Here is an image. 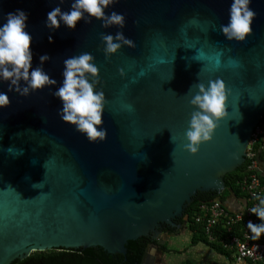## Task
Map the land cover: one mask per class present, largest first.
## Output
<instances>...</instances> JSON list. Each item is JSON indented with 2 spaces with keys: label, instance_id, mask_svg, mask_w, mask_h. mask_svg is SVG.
<instances>
[{
  "label": "water",
  "instance_id": "95a60500",
  "mask_svg": "<svg viewBox=\"0 0 264 264\" xmlns=\"http://www.w3.org/2000/svg\"><path fill=\"white\" fill-rule=\"evenodd\" d=\"M58 3L0 0V24L17 9L28 14L33 67L47 54L43 67L57 87L64 59L83 52L95 57L107 137L89 142L62 122L55 88L22 97L0 82L10 100L0 109V264L53 249L101 247L125 255L129 241L161 238L163 225L180 228L176 220L199 192L225 190V176L245 162L264 115V0H252V32L239 43L220 33L231 0H118L106 11L124 14L123 29L93 19L75 30L61 25L50 31L44 22ZM118 30L135 47L106 59L100 35ZM221 50L219 69L207 58L194 59L198 51L207 57ZM229 59L237 65L229 66ZM217 78L230 93L228 115L212 140L190 155L183 149L194 111L189 101L197 83ZM148 257L145 250L139 264Z\"/></svg>",
  "mask_w": 264,
  "mask_h": 264
},
{
  "label": "clouds",
  "instance_id": "9594fccd",
  "mask_svg": "<svg viewBox=\"0 0 264 264\" xmlns=\"http://www.w3.org/2000/svg\"><path fill=\"white\" fill-rule=\"evenodd\" d=\"M117 2L118 0H71L69 8L62 10L60 4L63 0H59L57 6L47 13L44 24L50 31L59 29L61 25L75 30L78 22L91 23L95 19L101 22V27L118 26V29H123L124 14L114 10L110 13L106 11ZM251 3L252 0H231L227 23L220 25V33L227 41L244 42L252 32V24L257 13L250 7ZM27 20L28 14L17 9L15 12L7 13L4 22L0 24V82H6L8 91H15L22 97L46 87L55 88L51 94L60 101L61 107L57 110V115L61 121L74 126V130L89 142L104 141L107 129L102 126V117L107 100L103 89L99 87L101 81L95 57L91 53L83 52L64 59L62 81L57 87V80L43 67L50 59L47 54L40 55L39 64L33 67V53L30 47L32 36L26 30ZM100 40L106 59L116 54L123 46L135 47V42L119 30L115 35L101 33ZM224 51H217L207 57L203 51H198L194 59L207 58L216 70L221 67V56ZM227 64L236 66L237 62L229 59ZM120 72L123 75L122 69ZM196 87L198 91L189 101L194 111L184 132L186 143L183 149L190 155H196L202 144L212 140L218 122L228 115L225 106L230 94L225 83L219 78L210 79L207 86L197 83ZM9 104L7 92L0 91V109ZM126 107L131 111V105ZM7 151L16 154V150L12 148ZM257 199L259 205L251 208L250 213L260 222L253 223L251 220L247 222L253 239L264 234V198Z\"/></svg>",
  "mask_w": 264,
  "mask_h": 264
},
{
  "label": "built area",
  "instance_id": "2783aa9c",
  "mask_svg": "<svg viewBox=\"0 0 264 264\" xmlns=\"http://www.w3.org/2000/svg\"><path fill=\"white\" fill-rule=\"evenodd\" d=\"M244 174L238 185L246 198L243 210L231 211L219 200L203 202L195 221L203 226L210 242L217 238V226L225 229L220 244L232 253L228 264H241L249 261L252 264H264V234L253 239V234L247 228V222L259 223L257 217L250 213V209L257 207V197L264 198V115L256 125L249 146L247 147Z\"/></svg>",
  "mask_w": 264,
  "mask_h": 264
},
{
  "label": "trees",
  "instance_id": "16d2710c",
  "mask_svg": "<svg viewBox=\"0 0 264 264\" xmlns=\"http://www.w3.org/2000/svg\"><path fill=\"white\" fill-rule=\"evenodd\" d=\"M246 164L247 162H244L237 170L228 173L225 176L226 188L221 194L213 191L199 192L195 196L191 205L186 209L182 219L187 224L188 229L192 232L191 245L202 242L215 249L218 253L225 255L230 260H233L232 253L227 251L220 244V239L223 235L227 236V233L221 224L216 228V231H218L216 240L210 242L204 232L203 226L195 221V217L199 214L200 205L203 202L209 203L213 200H219L226 207V199L230 193H242L238 181L244 174ZM166 230L170 232L172 231V228L167 227ZM147 243L148 241L146 237H140L137 240L129 241L127 244V253L125 255L119 253L110 254L101 247H89L77 250L53 249L42 252L37 251L33 252L23 260H16L12 264H139L145 252ZM163 247L166 250V244L163 245ZM182 264L196 263L187 260Z\"/></svg>",
  "mask_w": 264,
  "mask_h": 264
},
{
  "label": "crops",
  "instance_id": "0c3cea01",
  "mask_svg": "<svg viewBox=\"0 0 264 264\" xmlns=\"http://www.w3.org/2000/svg\"><path fill=\"white\" fill-rule=\"evenodd\" d=\"M226 204L229 205V210H231V211L243 210L246 206V199L242 193L241 194L230 193L226 199ZM182 227H186L188 229L187 224L185 222H184V225L182 223V226L180 228H182ZM180 228H177V229H180ZM173 231H175V230H173ZM173 231H170L169 235L174 236ZM191 236H192V232H191ZM200 243H198V244H200V246H198L199 249L198 250L194 249V251H192V253H191L192 258H186V259H184L183 262H185L187 260L194 261L196 264H228L229 262H231V260L228 257L218 253L212 247H210V246H208L202 242H200ZM198 244H195V245H198ZM202 244L206 245L207 248H210V250L202 247ZM195 245H191V247L195 246ZM188 249H189V246H187L183 250L186 251ZM174 250H175L174 252H181L182 249H180L178 246H176L174 248ZM167 252H169V251H167ZM212 255H215V257H213ZM182 263H180V264H182ZM165 264H169L167 260H166ZM171 264H173V263L171 262ZM176 264H178V262ZM241 264H252V263H250L249 261H243Z\"/></svg>",
  "mask_w": 264,
  "mask_h": 264
},
{
  "label": "rangeland",
  "instance_id": "374dc122",
  "mask_svg": "<svg viewBox=\"0 0 264 264\" xmlns=\"http://www.w3.org/2000/svg\"><path fill=\"white\" fill-rule=\"evenodd\" d=\"M225 205H226V207L229 208L228 204H225ZM182 223L184 225V220L182 221ZM173 232H174V236L164 235V240L162 241V243L166 244V250L169 252H167L166 254H163L161 251L163 249H161L158 251V254H157V260L159 262H162L163 264L166 263V260L168 261L169 264H171V262L173 264H176L177 262H178V264H180L184 261V259L192 258V256H191L192 251H194V249L198 250L199 249L198 246H200V244H201L200 243L198 245L191 247L192 236H191L190 230H188L186 227H182L179 230H175ZM203 245L204 244H202V247L210 250V248H207L206 245H204V246ZM176 246H178L180 249H182L181 252H174L175 251L174 248ZM187 246H189V249L184 251L183 249L186 248ZM163 252H164V250H163ZM212 256L215 257V255H212Z\"/></svg>",
  "mask_w": 264,
  "mask_h": 264
},
{
  "label": "flooded vegetation",
  "instance_id": "af4514ba",
  "mask_svg": "<svg viewBox=\"0 0 264 264\" xmlns=\"http://www.w3.org/2000/svg\"><path fill=\"white\" fill-rule=\"evenodd\" d=\"M177 222H182L183 219L180 218L178 220H176ZM167 227H170L168 225H163L161 227V231H162V237L161 238H153L152 235L150 236H145L147 238V246H146V249L145 250H148V254H149V257H148V264H163L162 262H159L157 260V254H158V251L161 250L163 254H166L167 253V250L164 249L163 245H165L164 243H162V241L164 240V235H169V231L166 230ZM172 228V231L173 230H179L177 228H174V227H170Z\"/></svg>",
  "mask_w": 264,
  "mask_h": 264
}]
</instances>
